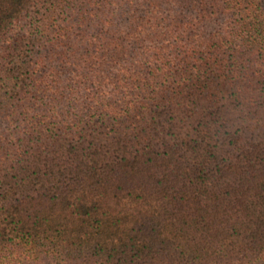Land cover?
<instances>
[{
  "label": "trees",
  "instance_id": "16d2710c",
  "mask_svg": "<svg viewBox=\"0 0 264 264\" xmlns=\"http://www.w3.org/2000/svg\"><path fill=\"white\" fill-rule=\"evenodd\" d=\"M264 264V0H0V264Z\"/></svg>",
  "mask_w": 264,
  "mask_h": 264
},
{
  "label": "rangeland",
  "instance_id": "374dc122",
  "mask_svg": "<svg viewBox=\"0 0 264 264\" xmlns=\"http://www.w3.org/2000/svg\"><path fill=\"white\" fill-rule=\"evenodd\" d=\"M45 263V261H43V260H39V261H37L36 263H32V264H44Z\"/></svg>",
  "mask_w": 264,
  "mask_h": 264
}]
</instances>
